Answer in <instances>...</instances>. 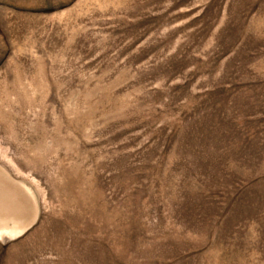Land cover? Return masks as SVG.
<instances>
[{"label": "rangeland", "instance_id": "1", "mask_svg": "<svg viewBox=\"0 0 264 264\" xmlns=\"http://www.w3.org/2000/svg\"><path fill=\"white\" fill-rule=\"evenodd\" d=\"M0 227V264H264V0H0Z\"/></svg>", "mask_w": 264, "mask_h": 264}, {"label": "bare ground", "instance_id": "2", "mask_svg": "<svg viewBox=\"0 0 264 264\" xmlns=\"http://www.w3.org/2000/svg\"><path fill=\"white\" fill-rule=\"evenodd\" d=\"M2 184H3V183H2ZM14 184H15V183H14ZM18 186H19V185H18ZM20 187H21V185H20ZM21 189H23V188H21ZM24 189H25V188H24ZM24 189H23V190H24ZM26 191H27V190H26ZM28 202H29V201H28ZM31 202H32V201H31ZM29 204H32V203H29ZM29 212H30V211H29ZM30 215H31V214H30ZM2 217H4V216H2ZM29 217H30V216H29ZM4 218H6V217H4ZM16 218H17V217H16ZM5 220H6V219H5ZM5 220H4V221H5ZM7 220H8V219H7ZM10 220H11V218H10ZM17 220H18V219H16V221H17ZM24 220H25V219H24ZM4 221H3V222H4ZM11 221H12V220H11ZM26 222H27V221H26ZM18 223H19V222H18ZM20 223H21V222H20ZM24 226H25V225H24ZM0 228H1V227H0ZM2 229H3V228H2ZM16 230H17V229H16ZM19 230H20V229H19ZM2 231H3V230H2ZM7 231H8V230H7Z\"/></svg>", "mask_w": 264, "mask_h": 264}]
</instances>
